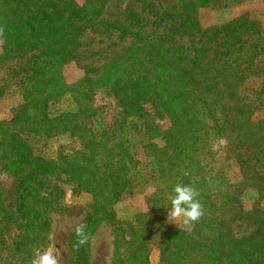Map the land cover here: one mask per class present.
<instances>
[{"label":"trees","instance_id":"trees-1","mask_svg":"<svg viewBox=\"0 0 264 264\" xmlns=\"http://www.w3.org/2000/svg\"><path fill=\"white\" fill-rule=\"evenodd\" d=\"M109 1L0 0V61L23 59L41 42L53 46L30 57L17 74L22 102L0 121V168L13 178L7 205L0 190V264L31 260L42 247L48 212L63 208L64 185L74 195L91 196L82 221L90 237L102 225L113 228L111 264H150L154 232L160 264H264V207L246 209L241 200L247 190L264 199V100L247 88L264 78V23L245 13L203 29L197 10L212 0H157V6L133 0L121 19L108 20ZM86 31L129 46L66 84L62 66L77 60ZM94 88L105 89L117 109L101 129L93 125L100 109L92 103ZM67 93L78 111L51 114L50 104ZM162 120L169 124L164 130L157 124ZM132 124L153 165L142 183L153 179L155 188L147 210L121 222L114 206L135 194L140 172L123 134ZM65 134L79 141L78 152L56 158L35 153L39 138ZM178 183L194 186L204 206L191 232L165 225ZM236 222L253 230L237 237ZM69 238L68 264H90L91 238L79 249L75 232Z\"/></svg>","mask_w":264,"mask_h":264},{"label":"rangeland","instance_id":"rangeland-1","mask_svg":"<svg viewBox=\"0 0 264 264\" xmlns=\"http://www.w3.org/2000/svg\"><path fill=\"white\" fill-rule=\"evenodd\" d=\"M77 4H82L84 0H74ZM157 6V0H152ZM133 0H110L107 10L103 16L104 19L113 20L121 19L125 9L134 7ZM149 9H146L148 12ZM140 11V8L138 9ZM150 13V12H148ZM249 14L261 23H264V0H212L207 7L197 10V19L200 27L208 29L220 26L241 14ZM150 15V14H148ZM151 16V15H150ZM81 46L77 48L79 55L77 60L62 66L61 74L66 84H72L84 78L85 72L92 67H101L109 57L117 54L120 50L129 46L128 42H119L114 36H99L86 31L81 37ZM67 46L66 43L63 44ZM48 42H41L34 52L27 55L23 59H13L0 61V87H6V96L0 100V121L9 120L12 115V109L22 102L20 90L15 83L17 74L20 72L30 57L47 50ZM92 75V74H91ZM16 77V78H15ZM249 92L256 93V97L264 100V78L254 79L247 83ZM92 103L95 107H99V111L93 125L97 129L104 128L114 120L117 113L114 99L103 88H94L92 90ZM253 96V98H256ZM49 111L53 115L63 113H76L78 104L72 94H65L57 101L49 106ZM160 129L164 130L168 127V121L162 120L157 122ZM135 124L129 125L124 131V136L130 138L133 145V151L139 160V171L136 174L137 188L133 196L127 197L114 206L116 217L119 221H131L139 213H143L146 208V197L154 190L155 183L148 181L145 185L142 181L146 180L153 173V165L151 159L144 156L140 137L136 130ZM160 143V141H157ZM35 153L48 158H56L58 155H70L78 152L80 149L79 141L72 138L69 134L60 135L50 139L39 138L36 142ZM215 144V148H216ZM264 165V160H262ZM264 171V167L261 169ZM229 173L234 181L239 180V175L235 165H231ZM13 186V178L2 171L0 168V190L3 193L5 204L8 203L10 189ZM64 189L61 203L63 208L59 210L49 211L47 214L49 222V231L41 237L42 247L38 249L43 251L50 246H56L61 255L60 264H68L69 261V237L74 232V226L81 223L85 217L86 209L91 201V196L80 193L74 195L71 188L62 186ZM241 200L246 209L260 205L264 207V199H260L258 194L253 190H247L242 193ZM168 227H178L175 222L165 220ZM182 228V227H181ZM253 227L245 222H236L232 225V233L237 237H245L250 234ZM158 232H154L152 240L149 243V262L150 264H160L159 262V236ZM114 230L109 225H102L90 238V264H111L114 257L115 238ZM13 264H30L31 260H16Z\"/></svg>","mask_w":264,"mask_h":264},{"label":"clouds","instance_id":"clouds-1","mask_svg":"<svg viewBox=\"0 0 264 264\" xmlns=\"http://www.w3.org/2000/svg\"><path fill=\"white\" fill-rule=\"evenodd\" d=\"M4 29L0 27V42L3 41ZM199 193L192 185L178 183L173 188L168 208V220L183 229L191 232L204 215V206L198 199ZM75 244L79 249L89 242L90 233L86 223H78L74 226ZM60 251L56 246H50L41 251L36 249L30 264H60Z\"/></svg>","mask_w":264,"mask_h":264}]
</instances>
